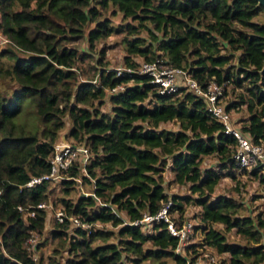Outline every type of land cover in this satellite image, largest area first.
<instances>
[{
	"label": "trees",
	"instance_id": "16d2710c",
	"mask_svg": "<svg viewBox=\"0 0 264 264\" xmlns=\"http://www.w3.org/2000/svg\"><path fill=\"white\" fill-rule=\"evenodd\" d=\"M260 12L254 0H0L6 46L0 48V264H41L26 243L45 232L46 210L37 204L46 200L50 181L25 183L48 173L52 146L66 122L64 138L83 144L88 158L83 170L73 164L69 178L56 182L63 194L57 201L66 215L116 229L76 227L68 235V221L53 219L46 234L56 238L65 257L46 264L163 258L185 264L164 223L147 231L129 224L168 200L177 226L185 222L187 205L197 207L191 231L200 239L185 252L210 247L225 255L222 263H264V215L249 214L229 194H213L221 176L245 175L257 180L264 199L263 166L236 165L234 139L202 99L182 88L158 94L146 75H117L104 49L94 51L100 41L119 35L123 67L158 59L183 68L203 88L214 82L223 94L227 85L239 89L225 109L243 106L248 116L241 130L264 144V73H258L264 66V22L254 20ZM104 102L107 111L100 110ZM170 123L176 129L163 127ZM204 156H213V168L200 166ZM165 169L171 174L166 186H186V193L165 192ZM237 181L232 190L239 192ZM77 184L87 185L86 195L64 197ZM230 231L241 241H228ZM52 251L59 254V246Z\"/></svg>",
	"mask_w": 264,
	"mask_h": 264
},
{
	"label": "built area",
	"instance_id": "2783aa9c",
	"mask_svg": "<svg viewBox=\"0 0 264 264\" xmlns=\"http://www.w3.org/2000/svg\"><path fill=\"white\" fill-rule=\"evenodd\" d=\"M5 40H3L4 42ZM116 74L121 72H132L144 74L148 77V83L152 84L158 94H173L179 89H184L187 92L199 97L203 100L205 109L208 114L217 122L221 123L223 133L230 135L235 141V151L233 159L239 168L249 169L256 165H262L264 168V144L254 143L250 137L237 127L231 120L229 110L220 104L223 96V87L214 82H209L204 88L201 87L196 80L190 77L183 68L172 67L162 63L158 59L151 62H139L137 68L129 69L126 67L116 68ZM119 86L111 89V92L117 90ZM88 158V151L83 144H72L65 141L55 142L49 156V170L47 174L29 179L25 186L30 187L40 183L42 180L50 182H60L62 179L69 178L66 174L67 170L75 164L80 170H83V164ZM84 196L86 193H83ZM170 201H166L159 210L152 214H144L139 220H134L129 224L138 225L143 230L147 231L152 224L162 222L165 225L167 232L177 238V245L174 249L175 253L181 255L180 251L186 241L187 235L191 229V224L187 221L182 222L179 226L173 221L168 214ZM37 207L44 210H50L53 219L61 223L64 219L68 221V227L73 229L79 227L89 231L97 223L89 224L81 220L77 215H66L61 208L52 210L50 204L41 201ZM21 210L20 207H17ZM25 215L32 216V212H27ZM68 230H71L69 229ZM197 252L194 257L187 258L185 264H226L222 263L218 254L213 253L210 247L196 248ZM182 256V255H181Z\"/></svg>",
	"mask_w": 264,
	"mask_h": 264
},
{
	"label": "rangeland",
	"instance_id": "374dc122",
	"mask_svg": "<svg viewBox=\"0 0 264 264\" xmlns=\"http://www.w3.org/2000/svg\"><path fill=\"white\" fill-rule=\"evenodd\" d=\"M119 16L116 15L114 17H112V21L115 23L118 21ZM254 20L258 21V22H264V12H260L255 18ZM4 36H2L0 34V48L1 47H6L3 42ZM119 41V35H111L109 37H107L106 39L100 41L99 43H97L95 45L94 51L97 52L100 48L104 49V59L109 63V68L110 69H116V68H121L123 67L122 64V56H123V51H122V46L118 43ZM78 48L81 50L85 51V44H81L78 43ZM94 56H96V53L94 54ZM164 59V58H163ZM135 60L137 61L138 58H135ZM225 94H223L221 100H220V104L222 106H226L227 104L231 103L232 101L236 100V96L237 94L240 92L239 89L237 88H232L230 85H227L226 88L224 89ZM109 108L108 103L104 102L103 105L100 106V110L101 111H107ZM229 114L231 116V120L236 124L237 127H242V125L245 123V120L248 116L247 111L245 110V108L239 107L238 109L235 108H230L229 109ZM67 124L65 125L64 129L62 131H60L59 133V138L56 140V142L58 141H65V142H69L71 143L70 140L65 139L63 134L67 131L68 129V122H66ZM163 127L165 128H170V129H176V125L175 124H165ZM215 164V159L213 158V156H204L202 158L201 167H214ZM171 174L168 172V170H164L162 173V178L164 180V185H165V192L167 194H179V195H183L184 193L187 192L186 190V186L181 187V186H177V185H167L166 186V182L168 180H170ZM236 180H238L237 182H240V184L238 185V189L239 192H236L234 190H232L234 188V184L236 182ZM77 189L76 192L75 191H70V193L64 197L66 198H70V199H74L76 196V193H85L87 190V185L82 187V186H78V184L76 185ZM49 190L50 192H48L47 197L45 198L46 200H44L45 203L50 204V207L52 208V210H56L60 207V203L57 201L59 197L63 196L61 190L62 187L60 186V184L56 183V182H50L49 183ZM214 195L216 194H229L230 196H232L235 199L241 200L243 202V204L247 207L248 213L249 214H253L256 212H260L262 215H264V199L261 197L263 195V190L262 188L257 184V180L254 178H250L247 177L245 175H237L236 179H231L228 176H221V178L219 179L217 185L214 188ZM52 202V204H51ZM62 210V209H61ZM197 207L193 206V205H187L185 207L182 219L184 221H187L190 224H196L197 220L194 218L195 213H196ZM46 215H45V232H43L40 236H37L35 234H32L29 238V240L26 243V248L27 250L32 253V257L37 260V262H39V260L41 261V264H46L48 262V260L50 258H54V260H58V256L61 254V259L65 257L64 252L61 250V245H59V243L57 242L56 238H53L49 235L46 234L47 230L51 228V224L53 222V217L52 214L50 212V210H46ZM175 221V220H174ZM217 228H221V225L215 224L214 225ZM69 228V227H68ZM94 228H101V229H112L115 230L116 228H112L109 224H100L97 223L96 226H94ZM71 229V228H69ZM146 229H149L148 227ZM67 234L70 235V231L66 229ZM228 241H241L239 240V238H237L232 231H230L229 233L226 234ZM200 239V235L198 232H194V231H189L188 233V238L186 239L185 243L183 244L182 248H181V255L182 256H186L187 258H191L194 257V253L197 252L198 249H195V252H191L189 250V252H185L184 251V247L187 244L190 243H196L198 242ZM59 246V250L60 253L55 255L53 254L52 249L54 247H58ZM199 248V247H197ZM213 251V250H212ZM213 253H215L213 251ZM220 260L225 256L224 254L219 255ZM143 264H173L172 261L168 258H163V259H159L156 261H150V260H146L143 262ZM264 264V263H261Z\"/></svg>",
	"mask_w": 264,
	"mask_h": 264
},
{
	"label": "water",
	"instance_id": "95a60500",
	"mask_svg": "<svg viewBox=\"0 0 264 264\" xmlns=\"http://www.w3.org/2000/svg\"><path fill=\"white\" fill-rule=\"evenodd\" d=\"M256 2L257 6H260L261 8L264 9V0H254ZM259 74H263L264 73V66L262 68H260V70L258 71ZM80 196H84V194L82 192L79 193Z\"/></svg>",
	"mask_w": 264,
	"mask_h": 264
}]
</instances>
